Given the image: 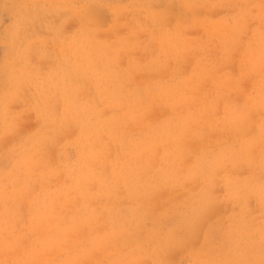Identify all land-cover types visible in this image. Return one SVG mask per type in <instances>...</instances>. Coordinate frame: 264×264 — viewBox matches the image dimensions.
Here are the masks:
<instances>
[{
    "label": "clouds",
    "instance_id": "1",
    "mask_svg": "<svg viewBox=\"0 0 264 264\" xmlns=\"http://www.w3.org/2000/svg\"><path fill=\"white\" fill-rule=\"evenodd\" d=\"M11 2L0 264H264V0Z\"/></svg>",
    "mask_w": 264,
    "mask_h": 264
},
{
    "label": "rangeland",
    "instance_id": "2",
    "mask_svg": "<svg viewBox=\"0 0 264 264\" xmlns=\"http://www.w3.org/2000/svg\"><path fill=\"white\" fill-rule=\"evenodd\" d=\"M221 13H213V15H220ZM103 19L106 21L110 18L107 17L106 14L101 13L100 14ZM14 16H13V9H12V2L11 0H0V20H2V23H0V39H4L7 35L6 29L8 25H10L13 22ZM57 23L60 21L57 20ZM76 23L70 22L66 25V30L71 31L76 27ZM36 31L41 35H46L47 32L45 30L44 24L40 21H37L35 24ZM199 35V33L197 34ZM5 51V48L3 46H0V62H2L3 59V53ZM131 55L139 56V53H134ZM34 62H36V58L34 57ZM130 57H125L123 63H127ZM23 107V105H17L15 106L16 110L19 111ZM40 124V121L37 119V114L35 112L32 113H26L21 120L20 124V130L21 132H32L35 131ZM11 139V138H10ZM57 153V149H52V155L55 156ZM13 161L7 158H0V169H8L12 166ZM216 195H217V201L215 203V206L211 211H209L205 216V226L211 231L215 228V224L213 221H216L217 218H230L232 215L238 212V207L230 200L226 198V188L223 186V184H220L216 188ZM249 206L253 209V211L258 210V205L255 200L249 201ZM22 212H27L26 207H22ZM201 241L197 240L194 242V247H199ZM184 255L183 249H173L168 253V261L169 264H179L181 257Z\"/></svg>",
    "mask_w": 264,
    "mask_h": 264
}]
</instances>
